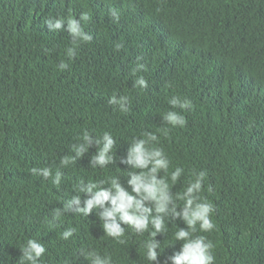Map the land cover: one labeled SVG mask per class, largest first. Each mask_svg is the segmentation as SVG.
I'll return each mask as SVG.
<instances>
[{"label": "trees", "instance_id": "16d2710c", "mask_svg": "<svg viewBox=\"0 0 264 264\" xmlns=\"http://www.w3.org/2000/svg\"><path fill=\"white\" fill-rule=\"evenodd\" d=\"M85 13L81 25L92 40L79 42L68 60L72 37L49 31L47 21ZM139 76L146 88L134 86ZM113 95L129 98L127 112L108 103ZM176 96L192 106L174 107ZM169 111L186 124L167 123ZM85 130L111 133L113 162L91 167L93 145L61 167ZM148 133L169 160L158 175L178 210L194 174L206 173L199 195L214 207L215 228L205 233L197 225L194 235L213 243L214 264H264V0H0V264H19L30 238L45 245L39 264H89L88 251L112 264H151L143 247L153 239L151 224L142 234L124 225L120 244L104 233L98 209L53 218L73 196L84 199L81 183L119 178L129 187L140 170L120 158ZM34 167L61 171V184L34 175ZM177 167L183 173L173 183ZM181 227L182 219L165 216L155 237L160 264L180 249L174 234ZM68 229L75 232L65 240Z\"/></svg>", "mask_w": 264, "mask_h": 264}, {"label": "clouds", "instance_id": "9594fccd", "mask_svg": "<svg viewBox=\"0 0 264 264\" xmlns=\"http://www.w3.org/2000/svg\"><path fill=\"white\" fill-rule=\"evenodd\" d=\"M110 15L117 20L119 14L112 11ZM88 15L82 14L79 19L67 18L47 21L49 31L66 30L73 39V46L66 49L68 60H73L77 55V44L79 42H90L92 36L82 28L81 21L87 20ZM122 45L117 44L119 49ZM61 71L67 70L68 63L61 61L58 65ZM143 65H138L133 69V74L139 71ZM148 85L144 76H139L134 81V86L146 88ZM128 97L120 96L117 98L113 95L108 103L118 105L123 112L128 111ZM174 107L183 110L189 109L191 101L188 98L172 97L169 101ZM163 119L172 126L183 127L186 124L185 117L176 112H167ZM80 143L72 144L71 149L73 156H63L60 159V166L67 167L75 160L82 158L95 145L97 151L89 159V165L95 167H106L114 160L111 154L116 143L115 139L109 132H104L101 136L95 137L85 130L81 136ZM158 140L155 134L148 133L146 139H136L128 147L125 157H121V163L131 168L139 169V172L130 174L127 184L124 187L119 178L110 180H100L88 184L81 183L76 191L84 194L82 200L80 195L73 196L63 205V209L54 210L53 218L59 219L63 212L76 211L84 216H90L94 209H98V215L102 223L104 233L124 244L125 235L124 225L133 229L134 232L142 234L146 232L151 224L154 231L151 233L153 239L144 242L146 258L151 264H160L157 249L159 242L155 238L157 234L162 233L165 228V216L171 214L182 219L187 228L181 227L175 232V239L183 241L180 249L174 254L169 255L163 261V264H214L215 257L212 249L214 245L202 235H194L199 225L200 232H211L215 224L211 218L214 211L212 203L200 197L199 193L203 187V181L206 173L200 171L195 173L194 180L186 187L185 191L179 195L183 200V206L178 210L177 205L170 192L169 184L164 178L159 177L161 170L169 168V160L163 150L157 147H151L152 142ZM34 175L42 176L44 179L51 178L56 186L61 184L62 172L56 171L53 175L51 167L32 168ZM183 173V169L177 167L171 172V181L177 182ZM109 184V187H103ZM129 189L131 191H129ZM209 191L211 189L209 188ZM75 229L65 230L61 235L67 240L73 236ZM45 245L36 239H28L20 248L19 264H39L40 258L45 254ZM85 259L89 264H112L111 256H101L95 251L84 252Z\"/></svg>", "mask_w": 264, "mask_h": 264}]
</instances>
